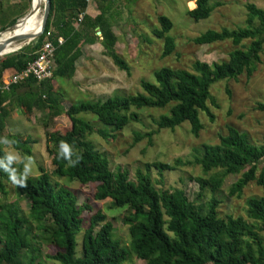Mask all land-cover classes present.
Returning <instances> with one entry per match:
<instances>
[{"label": "trees", "instance_id": "16d2710c", "mask_svg": "<svg viewBox=\"0 0 264 264\" xmlns=\"http://www.w3.org/2000/svg\"><path fill=\"white\" fill-rule=\"evenodd\" d=\"M210 1L194 0L186 15L193 21L207 18L212 10ZM111 2L95 0L98 12L90 17L85 13L87 0H50L42 33L32 42L0 56L1 78L5 71L21 70L35 56L46 32H49L47 40L54 46L50 78L36 81L29 76L11 84L7 91L0 90V140L18 153L31 156L29 144L34 140L17 133L1 134L11 103L23 113L46 109L56 116L63 112L69 119V129L63 133L49 132L45 139L51 174L80 184L94 183V199L109 198L114 207H125L127 213L121 220L127 226L128 242L124 244L114 236L111 223L104 221L100 211L90 215L83 226L81 212L88 206L78 205L75 194L65 184L51 182L41 165H37L36 175L22 178L18 184L28 202L27 217L16 204L3 201L1 196L7 193L5 182L16 173L17 166L0 146V264H37L41 252L30 222L56 248L54 253L42 256L59 264H123L127 254H133L144 264H264V239L260 234L264 231V141L251 143L245 132L228 125L217 143L202 144L192 159L175 158L172 164L145 163V172L137 169L130 179L124 168L110 170L106 156L87 138L93 132L103 139L114 137V131L137 119V113L130 108L167 109L152 118L156 129L143 134L134 131V141L144 136L149 140L158 129L172 130L181 122H187L190 133L196 136L202 127L199 112L212 119L207 106V102L213 103L210 86L222 79H235L241 73L249 76L259 62L264 41V11L246 2V26L206 29L191 39L195 44L229 40L234 47L225 60L211 64L194 60L190 70L160 66L153 71L152 80L139 82L140 91L113 94L104 99H83L62 109L59 93L51 81L72 77L81 44L98 41L102 55L128 73L126 62L114 49L117 38L112 31ZM156 22L151 33L162 39L160 56L165 57L175 46L168 34L172 23L163 14L156 16ZM58 37L62 39L60 43ZM242 41L247 44L243 45ZM256 107L264 109V101ZM80 113L91 115V120L79 116ZM92 120L100 127L94 126ZM183 164H197L204 174L214 171L207 178H195L199 190L208 187L214 191L227 174H239L229 186L230 196H238L248 181L260 186L261 195L245 200V215L250 221L229 214L219 216L214 197L203 206L187 199L179 188L154 187L148 173L150 167L160 174ZM79 232L81 253L75 257V235Z\"/></svg>", "mask_w": 264, "mask_h": 264}, {"label": "rangeland", "instance_id": "374dc122", "mask_svg": "<svg viewBox=\"0 0 264 264\" xmlns=\"http://www.w3.org/2000/svg\"><path fill=\"white\" fill-rule=\"evenodd\" d=\"M88 2L93 9L89 14L95 13L97 11L95 1ZM246 2H252L264 11V0H211L212 10L209 16L193 21L185 11L192 8L194 0H112L110 11L114 15L111 25L117 38L114 49L126 62L128 73L119 70L109 58L102 55L98 41L92 45L81 44V55L75 62L72 77L55 78L51 81L53 89L59 93L62 109H66L72 102L83 99H104L113 94L126 95L140 91L139 82L152 80L153 71L160 66L190 70L194 60L208 64L225 60L228 52L234 47L229 40L195 44L191 39L206 29L218 31L221 28L234 29L246 26L244 7ZM42 4L43 1L40 16L43 10ZM29 7L30 1L27 0H0V28L7 27L12 20L23 16ZM158 14L165 15L172 23L168 34L173 37L175 46L165 57L160 56L162 39L154 37L151 33V29L157 25ZM95 30V35L98 36L99 32L97 33L96 28ZM242 44L246 45L247 41H242ZM259 58V62L249 76L241 73L235 79H222L210 86V98L213 103L207 102V106L212 119L210 120L205 113L199 112L202 127L196 136L190 133L187 122H181L172 130L158 129L151 134L149 140L144 136L134 141V131L143 134L156 129L152 118H156L167 109L130 108V111L137 113V119L114 131V137L103 139L93 132L87 135V138L106 156L110 170H115L117 167L124 168L130 179H133L137 169L145 172V163L159 161L172 164L175 158L192 159L195 150L198 151L202 144L217 143L218 136L225 134L228 125L245 132L251 143L260 144L264 141V109H258L256 105L264 101V41ZM7 73V71L3 72L2 76ZM8 107L11 110L4 119L1 134L17 133L22 137H29L34 142L29 144L31 156H27L18 153L9 144L0 140V146L17 166L16 173L5 182L7 193L1 196L3 201L16 204L27 217L28 202L20 192L18 184L22 178L36 175L37 165H41L48 173L51 182L65 184L75 194L78 205L88 206L81 212L83 226H86L90 215L100 211L104 215V221L111 223L114 236L126 244L127 226L121 220L127 213L125 207H114L109 198L94 199L92 196L94 183L80 184L75 180L68 181L64 177L51 174L50 156L45 149L46 134L52 131L63 133L68 130L70 122L66 115L62 112L51 116L46 109L40 111L34 109L29 113H23L14 103ZM79 116L90 120L92 118L86 113H80ZM92 124L100 127L94 120ZM259 166L260 163L257 167ZM213 172L211 170L204 174L197 164L177 165L172 170H162L160 174L154 168L150 167L148 170L150 180L156 189L179 188L187 199L203 206L208 199L214 197L218 201L216 210L219 216L229 214L246 219L245 200L250 196L261 195V187L254 181H248L238 196H230L229 186L239 174H227L223 176L220 186L214 191L208 187L199 190L195 178L201 176L207 178ZM100 224L101 222L95 228ZM30 227L31 233L36 235L35 241H38L41 252L37 264H59L42 256L54 253L56 248L45 241L44 233L36 228L34 222H30ZM260 234L264 239V231H260ZM80 240L81 232L75 235V257L81 253ZM123 264L144 263L133 254H127Z\"/></svg>", "mask_w": 264, "mask_h": 264}, {"label": "built area", "instance_id": "2783aa9c", "mask_svg": "<svg viewBox=\"0 0 264 264\" xmlns=\"http://www.w3.org/2000/svg\"><path fill=\"white\" fill-rule=\"evenodd\" d=\"M81 15L78 14L77 21ZM49 32L45 33V39L41 43L40 48L36 51L35 56L26 63V65L19 71L8 72L5 76L0 78V90L7 91L11 84L18 83L25 78L31 76L36 81H41L50 78L53 73V52L54 46L47 36ZM62 41L61 37L57 38V43ZM3 75V74H2Z\"/></svg>", "mask_w": 264, "mask_h": 264}, {"label": "bare ground", "instance_id": "6f19581e", "mask_svg": "<svg viewBox=\"0 0 264 264\" xmlns=\"http://www.w3.org/2000/svg\"><path fill=\"white\" fill-rule=\"evenodd\" d=\"M43 0H30V6L33 5L35 7V11L29 15L23 18L22 20H19L18 23L13 27L12 30L3 31L0 33V41L2 40H8L13 35H19V34H28L31 32L36 31L40 26V7ZM43 5V4H42ZM42 13V12H41ZM26 42V41H25ZM22 40L14 41L10 43L6 48L0 53L1 55L10 53V50L16 49L17 47L24 44Z\"/></svg>", "mask_w": 264, "mask_h": 264}, {"label": "water", "instance_id": "95a60500", "mask_svg": "<svg viewBox=\"0 0 264 264\" xmlns=\"http://www.w3.org/2000/svg\"><path fill=\"white\" fill-rule=\"evenodd\" d=\"M49 3H50V0H43V10H42V14H41V17H40V26H39V28L36 31H34V32H31V33H28V34H24V35L23 34L13 35L8 40L5 39V40L0 41V53L6 48V46H8L10 43H12L14 41L22 40L23 42H25V41L28 42V41L38 37L42 33L44 25H45L46 18H47L48 10H49ZM34 11H35V7L33 5H31L29 7L28 11L23 16L17 18L14 21L13 24L5 27L3 30L0 31V33L3 32V31H6V30H8V31L12 30L13 27L18 23L19 20H22L26 16L31 15ZM97 33H98V31H97ZM21 46L17 47L16 49H13L11 52L21 48Z\"/></svg>", "mask_w": 264, "mask_h": 264}, {"label": "crops", "instance_id": "0c3cea01", "mask_svg": "<svg viewBox=\"0 0 264 264\" xmlns=\"http://www.w3.org/2000/svg\"><path fill=\"white\" fill-rule=\"evenodd\" d=\"M89 0H87V6H86V9H85V13L88 15L89 14V11H92L93 9H92V6L91 5H89L88 2ZM95 1V0H94ZM96 4V3H95ZM91 6V7H90ZM96 10L97 11H95V13H97L98 12V9H97V7H96ZM95 13H90L88 16H90V17H93L94 15H95ZM95 43V42H94ZM94 43H92V44H94ZM92 44H88V45H92ZM9 72V71H8Z\"/></svg>", "mask_w": 264, "mask_h": 264}]
</instances>
